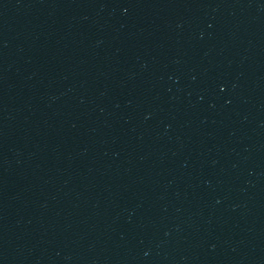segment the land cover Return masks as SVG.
I'll use <instances>...</instances> for the list:
<instances>
[{
    "label": "water",
    "instance_id": "obj_1",
    "mask_svg": "<svg viewBox=\"0 0 264 264\" xmlns=\"http://www.w3.org/2000/svg\"><path fill=\"white\" fill-rule=\"evenodd\" d=\"M0 264H264V0H0Z\"/></svg>",
    "mask_w": 264,
    "mask_h": 264
}]
</instances>
